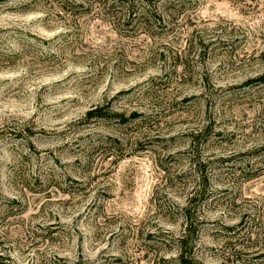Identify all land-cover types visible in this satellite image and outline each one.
<instances>
[{"label": "rangeland", "instance_id": "obj_1", "mask_svg": "<svg viewBox=\"0 0 264 264\" xmlns=\"http://www.w3.org/2000/svg\"><path fill=\"white\" fill-rule=\"evenodd\" d=\"M262 73L264 0L0 4L1 261L264 264Z\"/></svg>", "mask_w": 264, "mask_h": 264}, {"label": "trees", "instance_id": "obj_2", "mask_svg": "<svg viewBox=\"0 0 264 264\" xmlns=\"http://www.w3.org/2000/svg\"><path fill=\"white\" fill-rule=\"evenodd\" d=\"M8 0H0V4L5 3ZM261 85L264 84V73L257 75L255 77H251L248 78L245 81V85ZM110 117H114L115 119L118 120V122H123L125 120V116L120 113L117 112L115 110L110 111V110H106L104 108V106H97L94 107L92 109H90L89 111H87L86 115H85V119L89 120L90 118H101V119H105V118H110ZM262 150V148L260 147V149H255L253 151L252 154L257 155L258 151ZM197 166L198 168H201L200 166L204 167V165H202L201 162H197ZM201 173V178H203V169L200 170ZM206 190L202 187L199 192L198 195H203L205 194ZM194 199V197H191L189 200L192 201ZM188 208L184 209V214L187 217V219L189 218L188 215ZM196 232L195 227L192 226L191 223H187L185 230L183 232V235H181L180 237H177L174 241L176 244V247L178 249V256H177V263L178 264H202V262L198 261L196 258H194L191 255V248H187L188 246V239L191 235H193ZM1 257H0V264H6L4 262L1 261Z\"/></svg>", "mask_w": 264, "mask_h": 264}]
</instances>
